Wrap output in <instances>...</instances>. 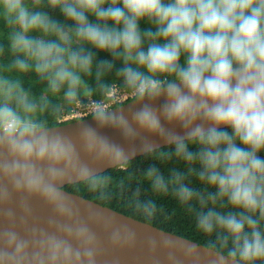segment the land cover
<instances>
[{"label":"clouds","instance_id":"1","mask_svg":"<svg viewBox=\"0 0 264 264\" xmlns=\"http://www.w3.org/2000/svg\"><path fill=\"white\" fill-rule=\"evenodd\" d=\"M56 11L64 23L50 14ZM0 22L11 54L0 65V151L7 153L0 176L17 192L41 196L68 221L31 240L0 229V264H96L95 234L74 220L76 211L59 189L69 171L95 189V173L70 138L36 119L40 105L22 77L34 73L47 91L63 89L74 101L87 89L84 77L95 71L101 78L114 60L121 61L116 75L139 107L129 120L122 110L96 105L94 118L99 127L118 129L131 147L83 126L84 150L123 166L136 154L140 134L173 145L172 155L189 172L165 177L151 167L146 177L156 193L171 189L209 240L201 248L159 233L168 264H182L177 252L191 264H264V0H0ZM145 23L151 27L142 28ZM4 52L0 45V57ZM98 53L112 59L98 60ZM156 148L145 140L139 151ZM192 173L205 191L186 182ZM7 197L0 190V200ZM135 210L151 222L157 205L137 200ZM121 237L115 230L113 243ZM123 237L134 241L131 233ZM148 247L157 252L155 240Z\"/></svg>","mask_w":264,"mask_h":264},{"label":"water","instance_id":"2","mask_svg":"<svg viewBox=\"0 0 264 264\" xmlns=\"http://www.w3.org/2000/svg\"><path fill=\"white\" fill-rule=\"evenodd\" d=\"M164 102V98H161L154 105L155 109L159 111ZM138 107V100L134 98L107 112H119L122 110L125 116L131 120L132 112L136 111ZM83 126L95 128L100 135L106 136L112 142L124 146L126 151L131 147L130 144L125 143L118 129L107 126L99 127L94 115L47 127V130L50 132H60L63 136L70 138L80 153L81 161L93 169L95 176L110 169L120 167L110 164L107 159L96 158L84 150L81 140ZM170 130L177 133L182 131L178 126H171ZM145 140L155 144L157 146L156 150L170 146L146 133L140 134L139 138L134 142L136 154L131 156L128 162L147 154L139 151L140 144ZM4 158H7V153L0 151V159ZM82 181L84 180L77 179L74 172L69 171L65 181L59 185V189L64 196L69 198V202L76 211L74 220L87 224L95 234L97 241L96 264H168L167 254L169 250L159 247V241L162 238L159 233L187 241L201 248L206 247V245L192 239L138 220L64 189L69 184H76ZM4 188L7 189L8 197L6 200H0V229L14 228L22 237L31 240L34 236L38 237L42 230L55 232L57 225L68 223L67 220L59 217L53 210V207L41 196L26 191L17 192L6 178L0 176V190ZM117 229L122 234L121 242L113 243L112 234ZM124 233L133 234L134 241L131 243L124 242ZM150 240L157 242L158 247L155 253L149 250L148 244ZM176 255L182 264H191L179 252Z\"/></svg>","mask_w":264,"mask_h":264},{"label":"trees","instance_id":"3","mask_svg":"<svg viewBox=\"0 0 264 264\" xmlns=\"http://www.w3.org/2000/svg\"><path fill=\"white\" fill-rule=\"evenodd\" d=\"M50 14L61 23L65 22L58 11L50 12ZM141 27L147 28L151 27V25L145 23ZM7 31L6 26L0 22V45H3L5 49L3 56L0 57V65L11 59V54L7 51ZM97 59L111 60L112 57L106 53H98ZM113 63L115 65L114 68L99 79H97L95 71L92 75L85 76L84 80L87 89L82 87L77 99L74 101H69L65 98L63 89L56 94L47 91L45 83L39 80L34 73L24 75L22 79L25 88L34 94L40 105L36 113V119L47 127L82 119L74 118L62 121L63 116L66 113H70L79 100L106 98L109 89L114 83H117L123 91H129L124 86L122 78L116 75L117 69L121 67V61L114 60ZM173 150L174 146L170 145L137 157L123 166L96 175L94 176L97 182L95 189H92L87 181L69 184L64 189L207 246L209 237L197 229L195 213L190 212L187 207L181 205L172 196L171 189H169L168 194L154 192L146 177V171L151 167L158 168L165 177L174 171L187 174L189 172V164L172 155ZM191 167L196 168L197 171L199 170L198 165H192ZM186 182L189 183L190 187L202 192L205 191L206 186L200 182L195 173L188 175ZM208 190L211 191V189ZM137 200H155L157 214L153 221H146L135 210ZM218 210L227 211L228 209ZM214 238L212 237V239Z\"/></svg>","mask_w":264,"mask_h":264},{"label":"built area","instance_id":"4","mask_svg":"<svg viewBox=\"0 0 264 264\" xmlns=\"http://www.w3.org/2000/svg\"><path fill=\"white\" fill-rule=\"evenodd\" d=\"M136 97L129 91H123L117 83H114L104 99L89 98L88 100H79L72 108L70 113H66L62 121L74 118H84L94 115L96 105H102L106 111L126 103Z\"/></svg>","mask_w":264,"mask_h":264}]
</instances>
